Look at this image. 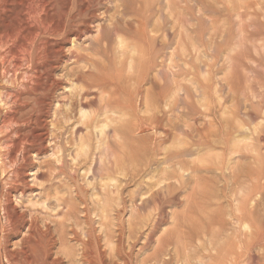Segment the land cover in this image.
<instances>
[{
    "label": "rangeland",
    "instance_id": "rangeland-1",
    "mask_svg": "<svg viewBox=\"0 0 264 264\" xmlns=\"http://www.w3.org/2000/svg\"><path fill=\"white\" fill-rule=\"evenodd\" d=\"M51 2L49 82L1 71L0 262L264 264V0Z\"/></svg>",
    "mask_w": 264,
    "mask_h": 264
},
{
    "label": "bare ground",
    "instance_id": "bare-ground-1",
    "mask_svg": "<svg viewBox=\"0 0 264 264\" xmlns=\"http://www.w3.org/2000/svg\"><path fill=\"white\" fill-rule=\"evenodd\" d=\"M56 1V0H55ZM255 2V1H254ZM257 2V1H256ZM51 0H0V77L3 79V72L1 73V71H3L8 64L9 61H13L14 64H11V65H16L18 62H20L21 60L23 61L24 59L28 62V64L30 63L29 66H32V64H34V71H36V75L41 77V79L39 80H44L45 82H49L47 81L49 78V69H50V62L48 60V54H47V48L46 47V42L44 41H38L39 40V37L42 35V34H46L48 33V30H49V24L50 22H53V21H50V17H51V14L52 12H50L51 10ZM54 3V2H53ZM57 3V2H56ZM253 3V2H251ZM55 5V3H54ZM57 5V4H56ZM61 5V4H60ZM257 5V4H256ZM261 5H262V2H261ZM58 6V5H57ZM263 6V5H262ZM61 7V6H60ZM257 7V6H256ZM59 8V7H57ZM64 8V7H63ZM264 8V7H263ZM240 9V8H239ZM257 9V8H256ZM63 11V10H62ZM259 11V10H258ZM56 12V11H54ZM58 12V11H57ZM242 12V11H241ZM261 12V11H260ZM263 13V12H261ZM54 14H52V17H53ZM56 15V14H55ZM60 15V14H58ZM57 15V16H58ZM61 16V15H60ZM64 16V15H63ZM59 18V17H58ZM255 18V17H254ZM32 20L33 22V27H30L28 25V21ZM55 20V19H54ZM58 20V19H57ZM56 22V21H55ZM57 24H59V22H57ZM53 25V24H52ZM60 25V24H59ZM59 25H58V28H59ZM54 26H56V24L54 23ZM65 27V26H63ZM57 28V29H58ZM51 29V28H50ZM60 30V29H59ZM53 31V30H52ZM50 31V33L52 32ZM64 31V29L62 30ZM49 35V34H48ZM44 36V35H43ZM49 51V50H48ZM49 53V52H48ZM53 55V54H52ZM53 57V56H52ZM41 60V61H40ZM21 61V62H22ZM41 62V64L37 67V64L38 62ZM26 62V63H27ZM24 63V62H23ZM21 63V64H23ZM20 64V65H21ZM19 65V64H17ZM28 66V65H27ZM10 68H13L11 66H9ZM16 67V66H15ZM21 67V66H20ZM9 68V69H10ZM19 68V67H18ZM27 68V67H26ZM30 69V67H28ZM8 69V70H9ZM17 69V67H16ZM7 70V71H8ZM15 70V68H14ZM28 70V69H27ZM17 70H15V73ZM19 71V69H18ZM32 71V70H31ZM5 74L7 72H4ZM9 75V74H8ZM14 75V74H12ZM30 75V74H29ZM33 75V74H32ZM41 75V76H40ZM10 76V75H9ZM20 76V75H19ZM34 76V75H33ZM32 76V77H33ZM7 77V76H6ZM14 77V76H12ZM12 77H10L12 79ZM17 77V76H16ZM15 77V79H16ZM9 78V81H11V79ZM28 78V77H27ZM5 81L6 82V78L4 77ZM18 79V78H17ZM19 80V79H18ZM17 80V81H18ZM31 80V78H30ZM37 80V79H36ZM1 81V79H0ZM14 81V79H13ZM20 81V80H19ZM29 81V79H27V82ZM35 81V80H34ZM3 82V81H2ZM1 82V83H2ZM1 83H0V90H1ZM10 83V82H9ZM16 83V82H15ZM14 83V84H15ZM22 83H25L26 85V82H23ZM32 83V81H31ZM40 83V81H39ZM44 83V82H43ZM42 83V84H43ZM3 84V83H2ZM6 84V83H5ZM11 84V83H10ZM13 84V83H12ZM30 84V81L29 83H27V85ZM26 85V86H27ZM44 85H46L44 83ZM43 85V86H44ZM48 85V83H47ZM21 86V85H20ZM19 86V87H20ZM23 86V84H22ZM21 86V87H22ZM25 86V87H26ZM11 87V86H10ZM16 87V86H15ZM28 87V86H27ZM26 87V89H27ZM48 87V86H47ZM46 87V88H47ZM13 88V87H11ZM17 88V87H16ZM45 88V86H44ZM4 90H8L9 88H3ZM11 89H9L10 91ZM13 91H16L14 90V88L12 89ZM21 90V89H20ZM18 90L19 92H24V91H20ZM25 90V89H24ZM8 94L6 93H2L0 94V102L3 104L2 105H5L8 104L7 102H9V107L6 111L5 114L1 115V107H0V124L1 126H7V124L11 125V123H13L15 121V119H17V112L19 110L18 108V103H19V100H21L19 98V94L17 95L16 93H13L10 92ZM1 92V91H0ZM4 92V91H2ZM17 92V93H19ZM27 92V91H26ZM46 92V90L44 91ZM25 93V92H24ZM4 94V96H3ZM23 95V94H22ZM25 95V94H24ZM23 95V96H24ZM44 95V94H43ZM22 96V97H23ZM26 96V95H25ZM6 98L5 99H3ZM28 97V96H27ZM31 98V97H30ZM45 99V97H43ZM25 99H28V98H25ZM43 99V101H45ZM42 100V98H41ZM39 100V101H41ZM47 101V100H46ZM42 102V101H41ZM22 103V102H21ZM26 103V102H24ZM22 103V105L24 104ZM27 103H29V101H27ZM26 103V104H27ZM47 103V102H46ZM43 104V102L41 103ZM40 102H39V105L41 106ZM30 105V104H28ZM4 106V108H5ZM21 106V105H20ZM24 106H26L24 104ZM46 106V105H44ZM22 108V107H21ZM25 108V107H24ZM22 108V109H24ZM43 108V107H42ZM48 108V107H47ZM32 110V108H29ZM49 109V108H48ZM4 110V109H3ZM26 113V110H24ZM30 111V110H28ZM27 111V113H28ZM43 111V110H42ZM45 111V110H44ZM49 111V110H48ZM5 112V111H4ZM3 112V113H4ZM21 112V111H19ZM31 112V111H30ZM47 112V111H46ZM23 113V112H21ZM23 113V114H24ZM42 113V112H41ZM19 114V113H18ZM29 114V113H28ZM31 114V113H30ZM26 115V114H25ZM24 116V115H23ZM16 117V118H15ZM18 117H21L18 115ZM32 118V117H31ZM31 120V119H30ZM38 120V119H37ZM19 121V120H17ZM17 121H15L13 124H15ZM29 122V121H28ZM34 122V121H32ZM12 124V125H13ZM17 124V123H16ZM23 124V123H22ZM21 124V125H22ZM33 124V123H32ZM0 126V129L2 130ZM31 126V125H30ZM8 127V126H7ZM5 127V128H7ZM26 127V126H25ZM18 128V127H17ZM8 131V130H7ZM30 133V132H29ZM29 137V136H28ZM8 139V138H7ZM22 139V138H21ZM34 139V138H33ZM2 140V139H1ZM9 140V139H8ZM27 140V139H26ZM25 141V140H24ZM8 143V142H7ZM30 143V142H29ZM32 144V143H31ZM36 145V143H34ZM20 145V144H19ZM5 146V144H4ZM9 146V144H8ZM23 146V145H22ZM14 147V146H13ZM6 149V148H5ZM14 149V148H13ZM17 149V148H16ZM15 149V150H16ZM23 149V148H22ZM25 149V147H24ZM17 155V154H16ZM18 157V156H17ZM16 157V159H17ZM6 160V159H5ZM19 160V159H18ZM4 207V206H3ZM6 208V206H5ZM8 209V208H7ZM4 212V211H3ZM5 214V213H4ZM10 214V213H9ZM8 216V213L6 214ZM10 216V215H9ZM7 218V219H6ZM5 219L8 220V217H6ZM11 218V217H10ZM13 219V218H12ZM11 220V219H10ZM14 220V219H13ZM10 224V223H8ZM7 224V225H8ZM240 225V224H239ZM12 226V224H11ZM16 226V225H14ZM240 227H242V231H246V229H249L248 225L245 224L244 222L241 223ZM32 228V227H31ZM9 230V229H8ZM17 231V230H16ZM6 232V231H5ZM11 233V232H10ZM7 234V233H6ZM5 234V235H6ZM238 234L240 235L241 234V231L238 230ZM4 235V234H3ZM28 235V234H27ZM34 236V235H33ZM4 241V240H3ZM7 245V244H6ZM4 246V245H3ZM8 246V245H7ZM1 247V246H0ZM51 247V246H50ZM2 248V247H1ZM5 249H7V247L5 246L4 247ZM9 248V247H8ZM1 250V249H0ZM5 251V250H4ZM9 251V250H8ZM3 252V251H2ZM2 253H0L1 255ZM6 255V254H4ZM9 255V254H8ZM27 255V254H26ZM29 255V253H28ZM88 256V255H87ZM4 257V256H3ZM2 257V258H3ZM9 257V256H8ZM7 258V257H5ZM1 259V258H0ZM36 259V258H35ZM2 260V259H1ZM13 260V259H12ZM16 261V260H15ZM14 261V262H15ZM23 261V260H22ZM56 261V260H55ZM7 262V260H6ZM3 263V262H2ZM0 262V264H2ZM4 264V263H3ZM16 264V263H15ZM29 264V263H28ZM52 264V263H51ZM156 264V263H155Z\"/></svg>",
    "mask_w": 264,
    "mask_h": 264
}]
</instances>
